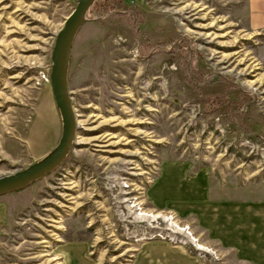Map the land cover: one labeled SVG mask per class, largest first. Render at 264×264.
I'll return each mask as SVG.
<instances>
[{"label": "rangeland", "instance_id": "obj_1", "mask_svg": "<svg viewBox=\"0 0 264 264\" xmlns=\"http://www.w3.org/2000/svg\"><path fill=\"white\" fill-rule=\"evenodd\" d=\"M77 1L0 0V176L61 137L51 53ZM101 2L67 59L73 145L0 194V264H264L234 206L264 200V0Z\"/></svg>", "mask_w": 264, "mask_h": 264}, {"label": "water", "instance_id": "obj_2", "mask_svg": "<svg viewBox=\"0 0 264 264\" xmlns=\"http://www.w3.org/2000/svg\"><path fill=\"white\" fill-rule=\"evenodd\" d=\"M95 0H78L57 32L51 53L50 80L52 92L60 112L62 133L56 146L42 158L12 173L0 176V194L22 188L39 179L60 165L73 145L77 121L71 96L68 90L67 59L74 37L86 19V13Z\"/></svg>", "mask_w": 264, "mask_h": 264}, {"label": "crops", "instance_id": "obj_3", "mask_svg": "<svg viewBox=\"0 0 264 264\" xmlns=\"http://www.w3.org/2000/svg\"><path fill=\"white\" fill-rule=\"evenodd\" d=\"M235 204H234V206L237 207V209H238L237 211H241V212L246 213L247 215L251 216L250 221L252 222V224H256L258 227L263 226V224H264V200H258L255 202H240V203H235ZM215 227L216 226L212 227V233H215V231H216ZM257 236L261 241L264 240L261 237V235H257ZM250 246L262 248V247H264V243H259L253 239ZM247 255L248 254L245 253V255H243V256L246 257ZM262 257L264 258V256H262Z\"/></svg>", "mask_w": 264, "mask_h": 264}, {"label": "trees", "instance_id": "obj_4", "mask_svg": "<svg viewBox=\"0 0 264 264\" xmlns=\"http://www.w3.org/2000/svg\"><path fill=\"white\" fill-rule=\"evenodd\" d=\"M102 8L104 10H115V12L120 13L122 9L128 8L124 0H102Z\"/></svg>", "mask_w": 264, "mask_h": 264}, {"label": "bare ground", "instance_id": "obj_5", "mask_svg": "<svg viewBox=\"0 0 264 264\" xmlns=\"http://www.w3.org/2000/svg\"><path fill=\"white\" fill-rule=\"evenodd\" d=\"M143 217V216H142Z\"/></svg>", "mask_w": 264, "mask_h": 264}]
</instances>
